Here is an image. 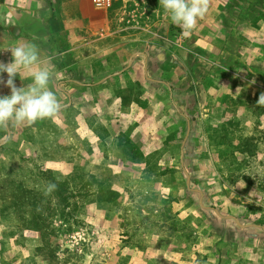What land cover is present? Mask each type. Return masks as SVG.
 <instances>
[{"label":"rangeland","instance_id":"obj_1","mask_svg":"<svg viewBox=\"0 0 264 264\" xmlns=\"http://www.w3.org/2000/svg\"><path fill=\"white\" fill-rule=\"evenodd\" d=\"M45 1L55 13L58 6L67 3L63 14L71 20V28L81 29L74 34V52L80 56L98 54L79 73L76 70L64 75L65 79L97 83L121 71L129 59L121 56L119 47L124 45L126 50L148 51V77L163 81L162 85L147 81L143 62L136 61L122 73L97 84L91 90L96 103L99 98L94 95L100 90L108 91L115 99L112 104L107 95L101 101V114L95 115L98 133H111L112 143L106 144L108 136L101 140L95 134L98 139L90 142L73 131L61 136L69 148L56 160H45L38 149L25 142L23 131L31 126L4 128L7 140L0 145L4 147L0 148V164L12 170L15 179L26 187L48 192V184L37 169L42 165L57 180L69 182L70 202L65 216L52 220L60 263L189 264L188 260L194 261L195 257L174 252L173 240L154 226L159 225L160 214L171 205L175 218L195 231L194 249L205 255L209 264H264V117L251 112L256 105L264 104L258 102L264 95L263 18L257 15L252 22H233L228 17L226 25V6L233 0H207V14L191 35L184 37L173 28L178 26L171 24L159 0H114L107 11L94 10L91 0ZM14 3L8 0L11 10L18 12ZM234 3L240 7L244 1ZM3 15L0 8V17ZM52 22L59 21L55 18ZM254 22L259 28L252 26ZM49 27L51 30L53 26ZM83 28L89 32L85 42ZM223 31L238 33L239 37L228 40ZM10 46L0 41V62L11 61V53L6 50ZM225 54L232 64H222ZM27 82L18 76L14 81L16 86ZM1 86L0 95H9L10 90ZM49 89L59 105L67 104V97L59 90ZM76 97L74 109L87 114L80 104L82 97ZM228 98L237 103L227 106ZM227 119L237 134L252 138L256 145L245 170L254 182L251 188L241 182H225L226 172H222L215 157L217 150L207 144L208 131L220 128ZM53 121L58 123L57 118ZM4 129H0V140ZM169 134H175V139L166 146ZM121 147L137 149L144 155L157 151L161 155L158 163L171 173L145 177L144 164L130 163ZM183 169L190 177L189 189ZM108 189L122 195L116 206L100 201ZM194 189L202 193L204 207L215 208L224 217L240 218L243 225L255 226L240 228L234 220L200 206L201 195ZM154 193L158 194L156 202H145ZM163 199L168 200L166 204ZM152 206L160 210L147 213L146 219L136 218L137 213ZM40 245L39 236L22 226L15 214L0 213V264H19L32 258L39 262L42 258L36 257L34 250Z\"/></svg>","mask_w":264,"mask_h":264},{"label":"trees","instance_id":"obj_2","mask_svg":"<svg viewBox=\"0 0 264 264\" xmlns=\"http://www.w3.org/2000/svg\"><path fill=\"white\" fill-rule=\"evenodd\" d=\"M244 3L240 7H236L235 0L226 6L227 13L223 18V22L226 25V19L233 20L238 19L244 22H252L258 16H261L264 20V0H243ZM5 0H0V6L3 5ZM239 8V9H237ZM253 12V14H251ZM233 17V18H232ZM257 20H255L256 22ZM252 23L254 28H259L256 23ZM178 33L181 32L179 27H173ZM223 34L229 40H235L238 33L230 34V32H224ZM234 48L233 50H235ZM147 55L148 60L150 54L148 51L144 52ZM233 63L230 61V56L225 54L222 64L226 65ZM209 65V64H205ZM213 65L210 64V68ZM154 85H162L163 81H155ZM164 87V86H163ZM173 90L172 87H169ZM237 103L228 98L227 106ZM258 106V107H257ZM231 111V109H230ZM180 113L182 111H179ZM231 112H234L232 110ZM252 114L255 116L263 115L264 117V104L256 105L252 110ZM77 112L72 106H66V104L60 105L58 113L49 119L38 120L31 127L23 131V137L25 142L38 149L39 153L45 158V160L51 161L56 160L61 156L65 150H68L69 145L61 137L69 134L77 129ZM96 116L90 114H84L83 118L89 129L96 134L99 139L103 140L106 135L98 133L99 125L96 123ZM57 118L58 123L54 122L53 119ZM63 125L66 128H63ZM94 125H96L94 127ZM101 126V125H100ZM4 129V128H3ZM6 138V131L4 129L1 140ZM175 134L167 135L165 137L164 144L169 146L171 141H174ZM0 140V141H1ZM207 144L217 150L215 157L218 158V162L221 165L222 172H226L224 177L225 182L229 185H235L236 183H244L247 188L254 186L252 178L245 173L248 168V158L255 155L256 145L253 139L242 134H237L233 130V124L228 119L225 120L220 128H211L207 133ZM1 149L4 147H0ZM123 156L133 164L143 163L144 164V175L148 178L156 176H164L171 173L169 168H163L158 163L159 153L157 151L153 154L144 155L137 149L134 150L129 147H121ZM156 157V158H155ZM20 158L24 159L23 155ZM38 172L42 175L47 184L53 183L56 185L54 191L45 192L39 191L34 188H29L24 185L21 180L15 179L12 170L6 168L5 165L0 164V213L2 216L7 215L9 212L15 214L19 220V223L26 229L35 232L40 240L41 245L36 247L34 255L41 257L42 260L39 262L35 258L27 261H21L19 264H62L57 256V234L52 227V220L55 216L60 218L65 216V210L69 207V194L67 193L70 189L68 181L57 180L50 170L45 169L42 165L37 166ZM224 173V172H223ZM153 196V197H152ZM151 197L145 199V202L153 201L156 202L158 194L154 193ZM165 198V197H164ZM122 195L118 191L108 189L104 192L100 201L110 205L116 206L121 202ZM164 204L166 201L162 200ZM160 210L157 206L145 208L137 213L136 218L138 220L146 219L147 213L152 214L154 211ZM143 212V214H142ZM240 219V218H239ZM162 232L167 234V237L173 240L174 252L180 253L181 255L192 254L195 257L194 261L189 259V264H209L205 255L197 252L194 249L196 242L195 231H193L186 224L178 221L175 215L172 213L171 205H168L166 211L160 214V223L155 224ZM128 236L127 233H123L122 236ZM124 242V241H122Z\"/></svg>","mask_w":264,"mask_h":264},{"label":"crops","instance_id":"obj_3","mask_svg":"<svg viewBox=\"0 0 264 264\" xmlns=\"http://www.w3.org/2000/svg\"><path fill=\"white\" fill-rule=\"evenodd\" d=\"M30 1L28 2V0H15L14 5L19 8L18 12H13L11 10V7H9L8 5V0H5L4 4L0 6L4 14L2 17H0V41H2V43L5 45L12 46L22 41H31L32 43L36 44L42 57H51L54 76L50 79L49 88L55 87L66 97L67 95L65 93H68L70 96L69 106H72L75 109L77 108L76 96L77 94H79L83 99V102L80 104L87 111V114H101V101L105 100L107 95L112 104H114L115 99L113 98V96L110 98L108 91L100 90L96 93L98 95H94L98 96L99 98L97 99L96 103L94 98H91V90L92 88H97V84L102 83L104 81L103 79L110 78L111 76H108L112 75L113 73L107 75L97 83H82L79 79H65V77H63L64 75L75 73L76 70L77 73H79L81 69L83 70L85 66L91 62L93 56L98 54L89 53L80 56L74 52V34H79V31H81V29L78 28L77 31H75V29L70 27L71 20H69L66 14H63V10L65 9L64 7L67 5V3H62L60 6H58L57 12L59 13L57 14V12L55 13V8H52V6L48 5L45 0H43V3L39 2V0H37L36 3H30ZM72 7L75 8L76 5L72 4ZM55 18L58 19V24L52 22L55 20ZM82 19L85 20V18ZM49 25L53 26L51 30ZM82 32V41L85 42L86 35L89 34V32H85L84 28ZM78 42L80 43V40ZM119 48L121 50V56L128 57L129 59L133 54L139 53L133 57L132 63H135L136 61L143 62L145 79L153 83H155V81H158L154 78L148 77V57L144 52L133 51V49L131 48L126 50L124 48V45ZM96 53H98V51ZM3 63L8 62L5 61ZM145 69L147 71L146 74ZM6 77L7 75L4 74L0 78L6 80ZM148 78L151 80H149ZM17 87L23 86L18 85ZM1 88L9 90L8 88L4 87L3 84ZM74 90L77 91L74 92ZM131 105H135V108L139 110V107L136 104L132 103ZM130 108L132 107L130 106ZM78 111L79 115L76 119L77 129L75 130V133L78 136L83 137V139L89 140L90 142L92 140H97V136L91 129H89V127L85 123L83 114H81L80 112L81 109H78ZM109 135L110 136H108V141L106 142V144H110V142L112 143L111 133H109Z\"/></svg>","mask_w":264,"mask_h":264},{"label":"clouds","instance_id":"obj_4","mask_svg":"<svg viewBox=\"0 0 264 264\" xmlns=\"http://www.w3.org/2000/svg\"><path fill=\"white\" fill-rule=\"evenodd\" d=\"M171 24L181 29V35L188 37L197 23L208 12L207 0H159ZM11 61L0 62V84L10 90L9 95H0V129L9 126H31L38 120L54 117L60 110L56 95L49 89L54 76L51 57L41 56L36 44L22 41L10 46ZM29 81L17 87L15 78ZM264 101L261 95L258 102ZM56 185L49 183L47 191H54Z\"/></svg>","mask_w":264,"mask_h":264},{"label":"water","instance_id":"obj_5","mask_svg":"<svg viewBox=\"0 0 264 264\" xmlns=\"http://www.w3.org/2000/svg\"><path fill=\"white\" fill-rule=\"evenodd\" d=\"M137 54H139V53H135V54H133V55L130 57V59H129V61H128V64H127V66H126V68H124L123 70H125V69H127V68L130 67L133 57L136 56ZM123 70H122V71H123ZM122 71H120V72H122ZM120 72H118V73H120ZM146 72H147V71H146V69H145V74H146ZM118 73L116 72V73H113L112 75H117ZM112 75H109L108 77H110V76H112ZM148 79H149V78H148ZM103 80H105V79H103ZM149 80H151V79H149ZM65 94H66L67 97H68V102H67L66 106H69V105H70V96H69L68 93H65ZM8 137H9V131H7V138H8ZM6 140H7V139H6ZM6 140L2 141V142L0 143V145H2L3 143H5ZM182 153H183V152H182V150H181V156H182ZM183 172H184L185 175H186V186H187V188L189 189V185H190V177H189V175L187 174V172L185 171V169H183ZM193 191L196 192V193H199V194L201 195V198H200V206L204 207V206L202 205V196H203L202 193H201L199 190H197V189H194ZM204 208L209 209V210H213V211L216 213V215H218V216L221 217V218H227V219L234 220L235 223H236V225H237L238 227H240V228H248L249 226H255V225H243V224H241L240 220H239L238 218L234 217V216H226V217H224V216L221 214V212H220L219 210L215 209V208H211V207H204ZM256 227H259V226H256ZM261 228L264 230L263 227H261Z\"/></svg>","mask_w":264,"mask_h":264},{"label":"built area","instance_id":"obj_6","mask_svg":"<svg viewBox=\"0 0 264 264\" xmlns=\"http://www.w3.org/2000/svg\"><path fill=\"white\" fill-rule=\"evenodd\" d=\"M114 0H91V6L96 11H107L113 5Z\"/></svg>","mask_w":264,"mask_h":264}]
</instances>
